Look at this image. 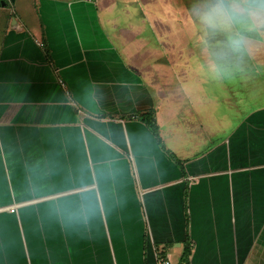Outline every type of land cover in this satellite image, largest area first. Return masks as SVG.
I'll return each instance as SVG.
<instances>
[{"label": "crops", "instance_id": "0c3cea01", "mask_svg": "<svg viewBox=\"0 0 264 264\" xmlns=\"http://www.w3.org/2000/svg\"><path fill=\"white\" fill-rule=\"evenodd\" d=\"M141 1L0 0V264H264V100L189 81Z\"/></svg>", "mask_w": 264, "mask_h": 264}, {"label": "clouds", "instance_id": "9594fccd", "mask_svg": "<svg viewBox=\"0 0 264 264\" xmlns=\"http://www.w3.org/2000/svg\"><path fill=\"white\" fill-rule=\"evenodd\" d=\"M191 16L206 68L216 78L240 69L251 52L252 37L264 36V0H195ZM58 210L69 220L87 222L94 204L89 194H82L78 205Z\"/></svg>", "mask_w": 264, "mask_h": 264}, {"label": "rangeland", "instance_id": "374dc122", "mask_svg": "<svg viewBox=\"0 0 264 264\" xmlns=\"http://www.w3.org/2000/svg\"><path fill=\"white\" fill-rule=\"evenodd\" d=\"M130 1V0H129ZM132 1V0H131ZM138 2L135 5V10L139 12H145L150 14L149 6H147L141 0H133ZM195 3V0H152V3L148 2L157 9L155 12L161 13L165 16L164 21L166 23H160L155 19L146 20V35L149 36L151 45H165L167 57L170 61H175L177 66L180 63H185V66H191L189 71V81L194 80L201 82L200 87L204 92H207L209 87L208 82L211 74L206 68V61L200 47L197 44L199 36L198 26L191 16V9ZM133 5V4H131ZM134 6V5H133ZM120 9V6H119ZM152 18H155L151 15ZM157 23L161 27V36L159 34V40H157L154 34L155 29H159ZM264 40V38H263ZM161 42V43H160ZM260 57V60L257 58ZM258 63H264V42L258 43L257 39L252 37V48L249 55L244 58L242 69H238L233 74L226 76L231 78V83H239V86L244 91H239V98L247 100L251 103L253 99L258 102L264 100V68ZM179 73V68H177ZM242 70V71H241ZM173 72V71H172ZM176 73V72H175ZM175 74L176 76L179 74ZM187 72L184 73V69H181L180 74L185 77ZM225 78V77H224ZM242 80V82H241ZM215 86L212 87V89ZM175 86H173V89ZM211 88V86H210ZM177 91L171 92L175 94ZM216 95L219 99L224 96L218 93L216 89ZM220 103L224 106L226 101L220 100ZM249 103V104H250ZM232 115L237 114L234 107L231 108Z\"/></svg>", "mask_w": 264, "mask_h": 264}, {"label": "built area", "instance_id": "2783aa9c", "mask_svg": "<svg viewBox=\"0 0 264 264\" xmlns=\"http://www.w3.org/2000/svg\"><path fill=\"white\" fill-rule=\"evenodd\" d=\"M41 45H44V43H41ZM17 206L18 205H13V206H11V207H9V212H11V213H15L16 212V210H17ZM160 264H173V262H172V260L170 259V258H164L161 262H160Z\"/></svg>", "mask_w": 264, "mask_h": 264}, {"label": "trees", "instance_id": "16d2710c", "mask_svg": "<svg viewBox=\"0 0 264 264\" xmlns=\"http://www.w3.org/2000/svg\"><path fill=\"white\" fill-rule=\"evenodd\" d=\"M145 116H146L147 122L151 124V126L154 130H156L154 115L152 113L151 114L148 113V114H145Z\"/></svg>", "mask_w": 264, "mask_h": 264}]
</instances>
